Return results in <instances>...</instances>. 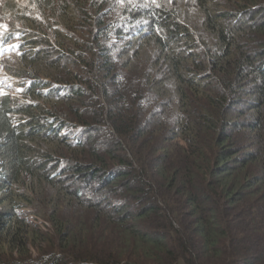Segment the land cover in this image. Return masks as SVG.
Wrapping results in <instances>:
<instances>
[{"label": "trees", "instance_id": "trees-1", "mask_svg": "<svg viewBox=\"0 0 264 264\" xmlns=\"http://www.w3.org/2000/svg\"><path fill=\"white\" fill-rule=\"evenodd\" d=\"M17 10L2 7L25 31L0 46L22 44L7 69L20 100L0 97V264H264V0ZM69 43L96 79L60 63ZM21 209L48 222L56 252L27 260Z\"/></svg>", "mask_w": 264, "mask_h": 264}, {"label": "rangeland", "instance_id": "rangeland-1", "mask_svg": "<svg viewBox=\"0 0 264 264\" xmlns=\"http://www.w3.org/2000/svg\"><path fill=\"white\" fill-rule=\"evenodd\" d=\"M13 1V3H12ZM218 1H222V0H218ZM30 2V0H0V43H4V40H6V35L9 34L11 32V29L13 28H21L23 31H25V29H23V27H21L19 25V23H16L13 19H15V17L19 18L20 16L18 15H11V16H7L2 12V7H11L13 5L18 4V8L19 11L17 12V14H21L22 12H24V9L26 7H28V3ZM15 16V17H14ZM40 19L36 20L39 21ZM14 26L13 28L11 26ZM11 29H10V28ZM56 27V26H55ZM58 28V27H56ZM77 30H75L74 32L76 33V36L80 39V40H84L85 41V34H86V30L84 29V27L82 25L78 26L76 28ZM38 33H42V31H38ZM20 38L18 36H16L15 34H13V36L9 39H7V42L5 45V49L2 50V52L0 53V97L4 96V95H11L12 98H17L20 100V97L18 96L22 90V87L17 86L19 84H21L20 79L19 78H14L12 76H10L7 73V69H10L11 67H13V65L16 62V58L21 55L22 53V47L20 44ZM49 39L50 41L48 42V44H45L46 46V51L52 53L55 49H54V40L51 34H49ZM50 45V46H49ZM26 46V45H24ZM41 47V46H39ZM64 54H66V59L65 60H60V63H64L63 65L65 66V68L67 69V71H71L73 73H77L80 77L82 78H88V79H96V77H98L100 74L97 71H93V73L89 72V68L85 67L83 64L81 65L78 61H77V57L76 55L78 53L84 54L85 53V48L82 46L79 47H72V44H66L65 46L62 47V49ZM77 53V54H76ZM53 55V54H51ZM47 56H50L47 55ZM54 57L58 56V53H55L53 55ZM88 55H86L85 58H87ZM28 78H26L25 80L27 81ZM22 80V81H25ZM88 90V89H87ZM89 93V90L87 91ZM92 101L93 102H101V98H99L97 93L93 94L92 97ZM89 102V101H88ZM92 103H88L86 106V109H89L91 107ZM63 106H60L59 109H62ZM85 108V107H83ZM89 111H93V110H89ZM102 130L106 129V124H104L103 126H100ZM101 130V133L99 134L97 132V134L95 135L96 138V142L97 139L99 141L100 146H104L103 141L106 143L108 142L109 144H112V137L107 135L104 131ZM105 131H109V129L107 128V130ZM119 155H122V152H118ZM66 176V175H65ZM69 176V175H68ZM64 178V177H63ZM18 213L25 218V220L27 221L28 225L31 228L32 232V236L30 238L31 243H33L32 245L29 246L28 250L30 251L28 257H31V259H27L30 261H35L37 260L39 257H43L45 254L51 253L53 251H57V242L54 240L53 234L50 231V225L48 224V222L44 221L43 219L37 217L35 215V212L32 211L31 209H21L18 210ZM82 250H88L87 251V257H92V255L96 254L95 251L96 249L94 247H92L90 245V243L86 244V245H82ZM103 252V251H102ZM10 257V256H9ZM7 256V261L11 262L12 258H9Z\"/></svg>", "mask_w": 264, "mask_h": 264}, {"label": "bare ground", "instance_id": "bare-ground-1", "mask_svg": "<svg viewBox=\"0 0 264 264\" xmlns=\"http://www.w3.org/2000/svg\"><path fill=\"white\" fill-rule=\"evenodd\" d=\"M18 214V213H17Z\"/></svg>", "mask_w": 264, "mask_h": 264}]
</instances>
